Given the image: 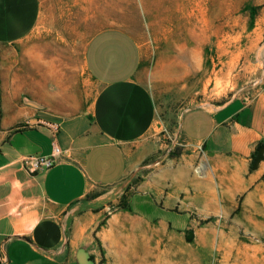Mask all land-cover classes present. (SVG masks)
Listing matches in <instances>:
<instances>
[{"label": "crops", "instance_id": "crops-1", "mask_svg": "<svg viewBox=\"0 0 264 264\" xmlns=\"http://www.w3.org/2000/svg\"><path fill=\"white\" fill-rule=\"evenodd\" d=\"M41 18V0H0V264H78L76 252L85 249L92 222L106 201L122 194L129 148L156 122L134 36L120 28L99 30L80 48L78 62L60 55L58 39ZM179 132L193 157L232 158L249 167L264 145V99L190 108ZM55 148V164L38 167ZM173 178L180 181L176 173ZM156 192L132 195L129 210L140 223L194 225L176 190L163 204ZM118 216L106 227L113 229ZM113 260L153 264L121 255Z\"/></svg>", "mask_w": 264, "mask_h": 264}, {"label": "rangeland", "instance_id": "rangeland-1", "mask_svg": "<svg viewBox=\"0 0 264 264\" xmlns=\"http://www.w3.org/2000/svg\"><path fill=\"white\" fill-rule=\"evenodd\" d=\"M41 3L40 25L58 39L61 56L79 62L89 36L105 28L134 36L143 51L139 76L155 102L154 129L129 148L122 194L106 201L83 241L94 264H115L116 255L153 264H264V168L248 184L264 159L253 170L232 158L193 157L179 132L190 108L264 99V0ZM147 188L156 189L161 204L176 190L194 225L140 223L123 206ZM113 214L119 216L107 228Z\"/></svg>", "mask_w": 264, "mask_h": 264}, {"label": "water", "instance_id": "water-1", "mask_svg": "<svg viewBox=\"0 0 264 264\" xmlns=\"http://www.w3.org/2000/svg\"><path fill=\"white\" fill-rule=\"evenodd\" d=\"M264 159V147H261L253 160L252 169H256L259 163ZM76 259L78 264H94V261L90 254L84 248H79L76 252Z\"/></svg>", "mask_w": 264, "mask_h": 264}, {"label": "built area", "instance_id": "built-area-1", "mask_svg": "<svg viewBox=\"0 0 264 264\" xmlns=\"http://www.w3.org/2000/svg\"><path fill=\"white\" fill-rule=\"evenodd\" d=\"M57 155H59V149L55 148L52 157L38 159L36 165L38 167H44L46 169H49L55 164V159Z\"/></svg>", "mask_w": 264, "mask_h": 264}, {"label": "trees", "instance_id": "trees-1", "mask_svg": "<svg viewBox=\"0 0 264 264\" xmlns=\"http://www.w3.org/2000/svg\"><path fill=\"white\" fill-rule=\"evenodd\" d=\"M262 146H264V145H259L258 148H257V151H258ZM257 151H256V153H257ZM256 153H255V154L253 155V157H252V161H251V164H250V169H252L251 167H252L253 160H254V158H255V156H256ZM123 208H124V209H129V206H128L127 204H125V205L123 206ZM92 259H93V258H92Z\"/></svg>", "mask_w": 264, "mask_h": 264}]
</instances>
